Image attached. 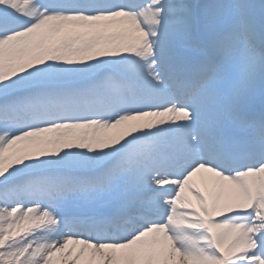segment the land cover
Returning <instances> with one entry per match:
<instances>
[{
	"label": "snow or ice",
	"instance_id": "snow-or-ice-1",
	"mask_svg": "<svg viewBox=\"0 0 264 264\" xmlns=\"http://www.w3.org/2000/svg\"><path fill=\"white\" fill-rule=\"evenodd\" d=\"M0 264H264V0H0Z\"/></svg>",
	"mask_w": 264,
	"mask_h": 264
}]
</instances>
